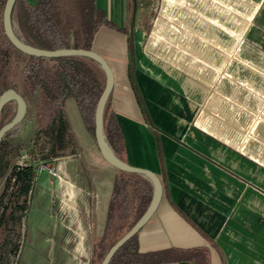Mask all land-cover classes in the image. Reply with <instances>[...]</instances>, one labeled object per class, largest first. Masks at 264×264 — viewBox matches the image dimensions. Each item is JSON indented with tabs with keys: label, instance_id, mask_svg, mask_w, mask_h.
<instances>
[{
	"label": "crops",
	"instance_id": "1",
	"mask_svg": "<svg viewBox=\"0 0 264 264\" xmlns=\"http://www.w3.org/2000/svg\"><path fill=\"white\" fill-rule=\"evenodd\" d=\"M147 1L96 0L122 30L100 25L91 41L113 74L110 106L124 160L161 183L155 209L136 233L137 248L202 250L195 262L152 264H264V157L251 144L253 128L219 130L214 103L204 109V83L193 75L202 67L172 63L176 50L157 48L168 45L156 19L145 36L140 14ZM258 15L264 26V0L253 20Z\"/></svg>",
	"mask_w": 264,
	"mask_h": 264
},
{
	"label": "rangeland",
	"instance_id": "2",
	"mask_svg": "<svg viewBox=\"0 0 264 264\" xmlns=\"http://www.w3.org/2000/svg\"><path fill=\"white\" fill-rule=\"evenodd\" d=\"M148 1L140 14L145 36L156 19L157 31L168 45L157 48L176 50L171 52L172 63L182 62L193 70L202 67L193 75L204 83V109L209 111L214 103L219 130L230 124L243 133L251 125V144L264 157V26L261 15L252 18L260 0ZM164 20L166 25L159 26ZM28 103L30 111L14 130L23 144L15 161L31 163L34 173L22 210L14 208L9 196L11 180L5 185L9 170L0 178V211L19 215L14 223L7 220L0 234V264H99L102 250L122 233L114 221L100 240L115 168L100 155L71 97L64 109L76 145L51 159L30 155L35 114ZM62 178L76 189V212L64 202ZM80 230L84 253L78 255Z\"/></svg>",
	"mask_w": 264,
	"mask_h": 264
},
{
	"label": "trees",
	"instance_id": "3",
	"mask_svg": "<svg viewBox=\"0 0 264 264\" xmlns=\"http://www.w3.org/2000/svg\"><path fill=\"white\" fill-rule=\"evenodd\" d=\"M4 1L0 0V93L7 88L17 91L25 100V114L30 111L28 102H32L35 126L29 154L33 153L39 159H51L76 145L64 109L67 98L73 99L93 137V111L104 74L95 60L84 55L36 56L17 49L2 28ZM10 22L18 38L45 49H91L93 35L100 25L122 30L97 6L96 0H13ZM15 111V101L7 100L0 109V126L9 121ZM19 122L0 138V178L9 170L5 185L11 180L9 196L14 208L22 210L34 170L31 163L15 161L23 149L22 142L14 136ZM102 130L113 154L124 160L122 131L110 106V92L103 107ZM151 191L152 184L147 178L115 168L100 240L106 238L114 221L116 230L125 232L145 209ZM7 220L14 223L19 220V215L5 214L2 209L0 234L6 229ZM136 233L113 252L108 264H152L181 259L195 262L198 261L197 252L202 251L200 248L139 251ZM115 240L109 242L107 248ZM107 248L102 247V256Z\"/></svg>",
	"mask_w": 264,
	"mask_h": 264
},
{
	"label": "water",
	"instance_id": "4",
	"mask_svg": "<svg viewBox=\"0 0 264 264\" xmlns=\"http://www.w3.org/2000/svg\"><path fill=\"white\" fill-rule=\"evenodd\" d=\"M13 0H5L1 13V22L2 28L7 36L8 40L19 50L25 52L27 54L36 55V56H57V55H68V54H78L84 55L95 60L99 67L102 69L104 74V81L102 89L97 97L94 111H93V138L95 145L102 156V158L112 165L114 168L136 172L141 176L147 178L152 184V191L150 199L143 210V212L138 216V218L134 221V223L123 232L110 246L107 248L106 252L102 256L99 264H108L110 257L113 252L133 233L137 232L141 225L147 220V218L151 215L155 206L159 200L161 194V183L158 176L151 170L139 166H135L129 164L128 162L118 158L111 151L102 130V112L103 107L105 105V101L107 96L111 90L113 83V74L110 66L106 62V60L100 56L98 53L93 51L92 49L86 48H72V47H64L57 49H45L33 46L22 41L20 38L16 36L14 33L11 22H10V9ZM9 99H13L16 103V111L13 117L7 121L6 123L0 126V138L2 135L14 125H16L23 117L26 109L25 100L23 97L15 91L13 88H7L0 93V109L2 105Z\"/></svg>",
	"mask_w": 264,
	"mask_h": 264
},
{
	"label": "bare ground",
	"instance_id": "5",
	"mask_svg": "<svg viewBox=\"0 0 264 264\" xmlns=\"http://www.w3.org/2000/svg\"><path fill=\"white\" fill-rule=\"evenodd\" d=\"M60 183H61L63 191L66 195V198L64 199L65 204L69 208L73 209L76 212V207H75L76 189H75L73 183H71V181L67 178H62ZM77 233H79V238H80L79 240L80 241H79V244L77 242L78 246L76 248V251L79 255V254L84 253L83 252V233L81 230L78 231ZM77 237H78V235H77Z\"/></svg>",
	"mask_w": 264,
	"mask_h": 264
}]
</instances>
